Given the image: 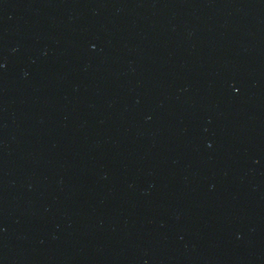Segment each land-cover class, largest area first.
<instances>
[{
  "label": "water",
  "instance_id": "1",
  "mask_svg": "<svg viewBox=\"0 0 264 264\" xmlns=\"http://www.w3.org/2000/svg\"><path fill=\"white\" fill-rule=\"evenodd\" d=\"M0 264H264V0H0Z\"/></svg>",
  "mask_w": 264,
  "mask_h": 264
}]
</instances>
